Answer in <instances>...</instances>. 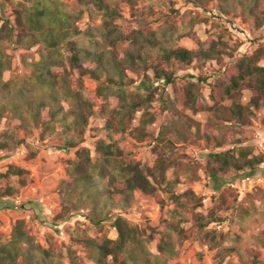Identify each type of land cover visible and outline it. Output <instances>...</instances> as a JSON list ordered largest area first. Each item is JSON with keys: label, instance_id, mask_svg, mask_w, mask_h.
<instances>
[{"label": "rangeland", "instance_id": "374dc122", "mask_svg": "<svg viewBox=\"0 0 264 264\" xmlns=\"http://www.w3.org/2000/svg\"><path fill=\"white\" fill-rule=\"evenodd\" d=\"M114 1L119 14L131 19L132 9L126 0ZM62 2L69 12L79 8L91 10L79 0ZM31 3V0H0V25L5 18L14 24V9L29 8ZM135 10L146 23V29L154 31L158 38L164 35L174 46L198 51L200 47L215 45L221 39L227 44L223 53L227 64L243 54H254L260 55L258 64L264 65V20L259 24L239 6L238 0H137ZM101 21V14H93L91 10V16L83 13L76 26L94 27ZM92 33L100 39L94 28ZM73 39L79 46H88V36L84 33ZM2 46L10 62L2 74L3 80L28 74L30 71L21 57L30 54L37 59L40 45L27 49L5 40ZM148 62H159L163 68L172 69L176 87L189 80L188 74L204 78L205 81L200 82V92L208 104H211V84L226 83L219 61L208 59L202 53L190 65L177 61L167 63L157 55H152ZM149 74L150 71L144 75L142 70L128 73L134 79L129 86L130 92L144 96ZM81 84L82 94L92 101L94 111L81 146L87 148L92 161H96L97 142L109 141L100 112L103 100L97 96V82L88 74L82 76ZM164 88V97L173 99L170 85ZM249 96V90L243 89L241 103L245 104ZM157 98L155 95L146 107H139L124 132L111 133V141L117 148L114 154L123 162L135 160L151 168H155L158 159L168 162L165 181L158 188L161 203L136 190L126 207L121 205L119 193L105 195L112 190L108 184L114 170L112 167L105 168L103 177L94 174L96 188L102 192L98 201L94 203L79 196L72 191L73 176L68 170L74 150H64L62 134L42 132L41 127H17L9 131L10 112L4 111L0 116V174H6L11 167L22 168L25 173L21 177L12 173L0 177V245L12 238L15 225L21 221L28 234V247L49 250L61 264H72L73 260L89 264L84 239L115 238L112 220L114 213L119 212L139 228L143 237L150 234L148 247L155 254V245L172 218L171 211L177 210L181 217L177 215L179 219L173 223L179 221V226L187 230V237L182 239L177 256L169 258L166 264H264V245L251 247L253 236L264 231V215L261 214L264 210V109L255 110L243 126L230 122L235 137L239 139L237 145L247 147L252 154L261 153L263 161L253 170H230L213 180L208 171L209 153L231 145L217 147L213 142L208 143L192 134L197 127L199 134L203 131L206 112L194 113L177 102L176 113L166 117ZM145 112L151 118L140 125L139 118ZM174 128L180 130L182 138ZM225 191L232 192L237 198L232 209L221 202ZM176 195H181L180 200L176 201ZM180 202L185 205L177 207ZM196 212L221 217V222H211L206 229L225 234V243L234 249L220 250L202 243L192 226ZM60 218L65 220L59 221ZM171 233L175 236L174 231ZM16 264H26V261L17 257Z\"/></svg>", "mask_w": 264, "mask_h": 264}, {"label": "trees", "instance_id": "16d2710c", "mask_svg": "<svg viewBox=\"0 0 264 264\" xmlns=\"http://www.w3.org/2000/svg\"><path fill=\"white\" fill-rule=\"evenodd\" d=\"M31 1L29 8L14 9V24L5 18L0 25V116L4 111L10 112L9 131L17 127H41L42 132L62 134L64 150H74L68 170L73 176L72 191H76L79 196L89 198L94 203L98 201L97 197L102 192L96 188L94 174L103 177L106 175L105 168L110 166L114 170L108 184L113 191L108 190L105 195L119 193V201L126 207L137 190L155 197L161 203L158 188L165 181L164 171L168 162L163 158L158 159L155 168L135 160L123 162L116 158L114 149L117 148L111 141V133L124 132L139 107H146L155 95H158L157 100L166 117L176 113L177 102L194 113L206 112L203 131L199 134L197 127L192 134L208 143L213 142L217 147L231 145L209 153L208 171L213 180L230 170H253L263 161L261 153L252 154L247 147L237 145L239 139L235 137L236 132L230 124L233 122L243 126L249 122L255 110L264 109V65L258 64L260 55L243 54L227 64L223 60L227 44L221 39L215 45L200 47L198 51L174 46L164 35L158 38L154 31L145 28V22L135 10L137 0H126L132 9L131 19L119 14L114 0H79L86 7H91L93 14L99 12L102 16L98 26L86 25L84 28L77 27L76 23L83 13L90 17V9L79 8L69 12L62 0ZM238 3L259 24L263 23L264 0H238ZM93 28L100 39L94 37ZM81 33L88 36L87 47L79 46L73 39ZM5 40L27 49L40 45L37 59L30 54L21 57L22 63L30 71L21 78L7 81L2 78L10 63L2 46ZM199 53L219 61L226 79L225 84H211V104L200 92V82L205 81L204 78L188 74L189 80L176 87L172 69L163 68L159 62H148L152 55H157L167 63L177 61L190 65ZM139 70L144 75L150 71L146 76L148 84L144 96L129 90L134 79L128 73L135 74ZM85 74L97 82L96 93L103 100L100 112L108 131L109 141L99 140L96 144V161H92L89 150L81 146L89 118L94 112L92 101L82 94L81 82ZM166 85L172 88L173 99L164 97ZM243 89L250 92L245 104L240 101ZM150 118V114L145 112L140 116L139 124H144ZM174 129L182 138L180 130ZM8 173L21 177L25 170L11 167L0 177ZM180 196H174L176 201L180 200ZM236 199L232 192L225 191L221 195V202L229 205L227 207L230 209L234 207ZM184 205L180 202L177 207ZM171 213L174 217L172 215L168 227L155 245L157 252L153 254L148 247L150 234L143 237L135 224L115 212L112 220L115 238L103 236L98 240L84 239L89 264H166L169 258L177 256L182 239L187 237V230L179 226V221L173 223L179 219L177 215L181 217L180 214L177 210ZM261 214L264 215V210ZM62 220L65 219L60 218L59 221ZM222 220L221 217L196 212L192 226L202 243L210 248L231 251L234 248L225 243V234L206 229L211 222ZM172 231L175 236H172ZM28 243L23 223L17 222L12 238L0 245V264H16L17 257L25 260L26 264H61L49 250L28 247ZM263 245L264 231L254 235L251 242L254 248ZM72 264L81 263L73 260Z\"/></svg>", "mask_w": 264, "mask_h": 264}]
</instances>
